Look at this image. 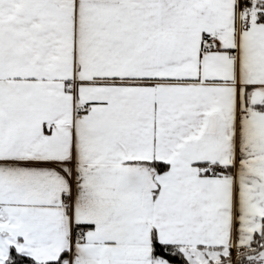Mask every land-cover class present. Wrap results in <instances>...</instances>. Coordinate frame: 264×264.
<instances>
[{"label": "snow or ice", "instance_id": "snow-or-ice-1", "mask_svg": "<svg viewBox=\"0 0 264 264\" xmlns=\"http://www.w3.org/2000/svg\"><path fill=\"white\" fill-rule=\"evenodd\" d=\"M0 264H264V0H0Z\"/></svg>", "mask_w": 264, "mask_h": 264}]
</instances>
